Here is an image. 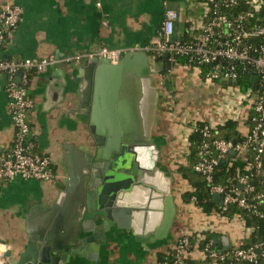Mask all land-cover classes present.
Masks as SVG:
<instances>
[{
    "label": "crops",
    "instance_id": "1",
    "mask_svg": "<svg viewBox=\"0 0 264 264\" xmlns=\"http://www.w3.org/2000/svg\"><path fill=\"white\" fill-rule=\"evenodd\" d=\"M10 6L18 7L21 17L17 27L6 37L1 50L3 57L11 60L53 58L56 62L42 73H32L28 87L33 100L28 122L35 147L49 157L55 178L49 182L15 179L0 184V241H5V246L0 245V252L7 249L14 253L21 251L26 244L27 227L36 231L55 218L49 211L65 188L64 179L68 176V168L64 166L66 155L71 154L73 159L82 153L83 158L94 162L97 151L107 146L109 138L97 139L93 130H123L120 126L124 123L118 116L132 105V98L137 101L134 103L136 108H143V96H131L126 91L129 79L135 85L139 84L136 72L145 63L150 94L144 112V129L158 152L155 167L171 181L174 213L167 230L163 231L161 224L167 217L166 203L162 207L152 203L148 218L140 220L137 226V237L132 230L117 229L114 224L104 233V242L93 240L80 245V254L70 257L67 264H161L159 255L169 257L179 238L198 229L213 233L222 247L225 239L229 248L242 246L249 238L244 230L233 223L206 217L183 202L181 193L186 181L180 179L177 172L178 176L174 174L175 167L183 161V139L188 134L186 124L190 117L184 115L188 103L184 91L190 86L186 84L189 81L187 75L193 76L190 68L179 64L168 72L166 64L156 62L146 54V62L131 61L121 67L116 77L110 70L100 73L97 93L95 86L86 91L90 78L85 68L91 60L65 62L68 58L103 47L136 49L150 44L158 37L165 7L179 13L173 38L181 40L186 33L191 38V26L200 18V7H196L192 0H0V9ZM109 66L116 67V64ZM94 73L91 71L93 80ZM7 82L8 77L0 74V156L10 149L14 135ZM113 87L116 95L113 109L109 110L107 101ZM116 104L121 108V114L117 113ZM96 108L97 120L93 122ZM110 111L114 121L105 119ZM179 184L182 185L178 187ZM96 224L93 223L83 237H93ZM215 239L213 243L218 251ZM189 256L197 261L198 247H194Z\"/></svg>",
    "mask_w": 264,
    "mask_h": 264
},
{
    "label": "built area",
    "instance_id": "2",
    "mask_svg": "<svg viewBox=\"0 0 264 264\" xmlns=\"http://www.w3.org/2000/svg\"><path fill=\"white\" fill-rule=\"evenodd\" d=\"M239 1L192 0L201 11L200 18L191 26L192 36L187 42L173 38L179 13L165 7L158 37L150 44L136 49L103 47L65 62L98 58L115 65L125 54L141 52L152 60L165 62L170 72L179 65L178 59H184V66L212 90V100L217 103L213 111L222 114L219 123L215 122L214 115L210 118L188 115L184 158L177 166H189L204 182L210 198L218 196V201L214 202L216 210L209 214L197 205L195 196L186 203L206 217L235 224L250 236L253 228L247 227L241 212L264 220V213L260 211L264 205V18L259 15L263 0H242L249 7L247 12L233 17L227 15V10L236 7ZM20 17L18 7L0 9V74L8 77L6 92L14 130L10 149L0 156V184L15 179L49 182L55 178L49 157L35 147L28 122L33 108L28 87L32 73H42L56 62L53 58L11 60L1 53L7 35L17 27ZM250 19L260 24L250 26ZM254 38L259 39L257 44L251 42ZM240 71L257 75L255 89L242 90L238 84ZM174 107L175 104L173 110ZM228 122L236 125V140L218 137V130ZM194 134L199 136V142L193 162L189 163V138ZM221 166L224 167L220 169ZM184 181L186 187L181 197L195 191ZM206 234L209 232L198 229L182 236L168 260L161 264H224L228 260L229 264H258L259 259H264L263 243L246 248L232 246L226 252H219L213 241H206ZM194 247L199 249L197 261L189 256ZM2 254L0 264H3Z\"/></svg>",
    "mask_w": 264,
    "mask_h": 264
},
{
    "label": "water",
    "instance_id": "3",
    "mask_svg": "<svg viewBox=\"0 0 264 264\" xmlns=\"http://www.w3.org/2000/svg\"><path fill=\"white\" fill-rule=\"evenodd\" d=\"M141 60L146 62L145 53L125 54L118 60L116 67H110V63L104 59H92L88 68H85L90 78L86 91L93 90L95 86L98 93L100 88L97 87V81L103 71L110 70L116 77L121 67L129 65L131 61ZM124 69L127 73V68ZM141 69L136 72L139 84L135 85L129 79L126 92L135 97L141 94L145 102L143 108H136L134 103L137 101L132 98V105L123 109L121 114V108L116 104L117 113L121 114H118V117L124 123L120 126L123 130H93L97 139L106 136L109 138L107 146L97 151L94 162L83 158L82 153L79 158L73 159L71 154L66 155L64 166L68 168V176L64 179L65 188L49 211L50 216L54 215L55 218L42 224L36 231L27 227L26 244L16 253L7 249L2 254L3 264H67L70 257L80 254V245H86L93 240L104 242V233L114 224L117 229L132 230V234L136 236L137 226L140 220L145 221L148 218L152 203L157 207L166 203L167 217L161 226L163 231L167 230L170 216L174 213L170 197L171 181L155 168L158 152L151 144L149 133L144 129V112L150 91L145 73L146 63ZM19 80L20 73L16 77L17 83ZM97 93L95 92V95ZM115 95L116 88L113 87L107 101L109 110L113 109ZM97 115L98 108L93 110V122H96ZM105 119L114 121L115 117L110 111ZM212 201L217 202L218 196H213ZM93 223H98L94 228V236L83 237ZM148 231L149 229H146V232ZM216 243L219 252L229 249L226 239L224 247L215 239ZM0 245L5 246V241H0Z\"/></svg>",
    "mask_w": 264,
    "mask_h": 264
},
{
    "label": "trees",
    "instance_id": "4",
    "mask_svg": "<svg viewBox=\"0 0 264 264\" xmlns=\"http://www.w3.org/2000/svg\"><path fill=\"white\" fill-rule=\"evenodd\" d=\"M249 9V7L244 3V1H239L238 5L236 7H233L231 9L227 10V15L233 17V16H237L238 14H242L244 12H247V10ZM259 15L261 17L264 18V0H263V5L261 10L259 11ZM249 25H259L260 22L257 20H253L250 19L249 20ZM248 25V26H249ZM192 33V32H191ZM190 40V36H188V34L186 33L185 36L183 38H181L182 42H187ZM259 41V39L254 38L251 40L252 43L257 44ZM156 62H162L164 65L165 63L162 60L157 59ZM178 64H185V60L184 59H178ZM191 68H196L194 66H191ZM201 71H204V68L201 67L200 68ZM258 79H257V75L253 72H249V71H240L239 72V78H238V84L239 86L242 88V90H245L249 87L255 89L256 83H257ZM236 135H237V131H236V125L232 122H228L225 124L224 127L220 128L218 130V137H222V138H227V139H232V140H236ZM190 141V158H189V163L193 162V155L197 149V144L199 142V136L194 134L191 135V137L189 138ZM224 166H221L220 169H222ZM177 173H179L182 178L184 180L188 181V184L194 188V192L193 193H188V194H184L182 195V200L183 202H188L189 199L192 196H195L197 199V205L200 206L202 208V211L204 213H211L214 212V210H216V206L214 204V202L212 201V199L210 198V196L208 195L207 191H206V186L204 184V182L202 181V179L190 169L189 166H184V165H179L177 166ZM260 211H262L264 213V205L261 206ZM232 213V212H231ZM242 216L244 217V219L246 220V225L247 227H251L253 228V233L249 236V238L247 239V241L242 245V248H246V247H251L254 246L255 244H259V243H263L264 244V220L263 219H259L257 217H255L254 215L247 213V212H241ZM215 239V236L213 234H206V241H213ZM161 263H163L164 261L168 260L169 257L164 258L163 256L159 255L158 256ZM231 261H225L224 264H229ZM258 264H264V259H259Z\"/></svg>",
    "mask_w": 264,
    "mask_h": 264
},
{
    "label": "rangeland",
    "instance_id": "5",
    "mask_svg": "<svg viewBox=\"0 0 264 264\" xmlns=\"http://www.w3.org/2000/svg\"><path fill=\"white\" fill-rule=\"evenodd\" d=\"M191 75L192 74L187 75L189 77V81H186V84L190 86L187 87L184 91L185 96L188 99L187 109L184 108V115L185 116L193 115L195 117L197 116V118L202 116L206 118H210L211 115H214L215 122L219 123L222 114L221 113L216 114V112L213 111L215 110L217 103H215L214 100H212L213 97H212L211 89L208 87L201 86L200 84L202 83L199 81V79L194 74L193 76ZM175 168L177 170V167ZM176 170L174 174L176 176L179 175L182 178V176L179 173H177L178 175L176 174ZM181 185L182 184H179L178 187H180ZM177 203L178 205H180L179 201ZM184 206L186 207V209L188 208V205H184Z\"/></svg>",
    "mask_w": 264,
    "mask_h": 264
},
{
    "label": "flooded vegetation",
    "instance_id": "6",
    "mask_svg": "<svg viewBox=\"0 0 264 264\" xmlns=\"http://www.w3.org/2000/svg\"><path fill=\"white\" fill-rule=\"evenodd\" d=\"M157 163V162H156ZM156 163H155V166H156ZM156 168V167H155Z\"/></svg>",
    "mask_w": 264,
    "mask_h": 264
},
{
    "label": "bare ground",
    "instance_id": "7",
    "mask_svg": "<svg viewBox=\"0 0 264 264\" xmlns=\"http://www.w3.org/2000/svg\"><path fill=\"white\" fill-rule=\"evenodd\" d=\"M1 253V252H0Z\"/></svg>",
    "mask_w": 264,
    "mask_h": 264
}]
</instances>
